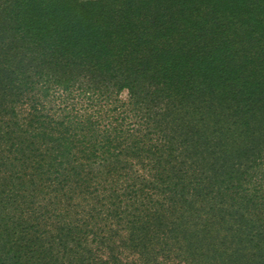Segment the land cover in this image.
<instances>
[{"label": "trees", "instance_id": "trees-1", "mask_svg": "<svg viewBox=\"0 0 264 264\" xmlns=\"http://www.w3.org/2000/svg\"><path fill=\"white\" fill-rule=\"evenodd\" d=\"M0 264H264V0H0Z\"/></svg>", "mask_w": 264, "mask_h": 264}]
</instances>
